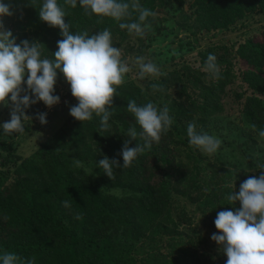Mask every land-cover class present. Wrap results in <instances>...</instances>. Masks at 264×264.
<instances>
[{"label":"trees","instance_id":"trees-1","mask_svg":"<svg viewBox=\"0 0 264 264\" xmlns=\"http://www.w3.org/2000/svg\"><path fill=\"white\" fill-rule=\"evenodd\" d=\"M166 1L190 2L193 21L187 26H192V34L233 30L248 14L264 13V0ZM156 2L163 4L162 0H139L150 11ZM42 3L7 1L13 12L9 30L17 43L39 42L41 58L54 59L62 36L58 28L40 21ZM57 3L72 34L91 36L107 28L116 48L135 34L119 24L139 22L138 12L117 21L86 14L79 0L75 8L65 0ZM149 20L150 16L142 27ZM221 49L224 54L217 56ZM209 54L217 56L219 78L202 70ZM226 54L230 52L224 45L207 47L199 54L197 67L185 62L179 69L161 70L144 88L134 81L124 82L117 87L106 131H101V117L95 113L84 122L70 116L53 137L26 157L10 149L8 140L16 132L6 134L0 127V255L15 253L34 264H226L227 257L211 240L217 231L216 215L239 209V202L229 205L226 198L232 186L238 192L249 176L258 178L264 171V137L259 135L264 130V42L249 38L240 43L234 54L246 68L239 74ZM237 78L241 84L234 83ZM57 81L65 82L59 70ZM232 87L243 126H225L235 130L225 145L234 153L207 154L190 146V122L197 133L212 135V127L216 134L223 133L218 115ZM171 89L175 96L168 94ZM130 100L138 106L153 102L158 110L167 106L173 123L130 167L114 168L110 180L98 166L99 160L106 156L123 164L121 150L124 140L130 139V127L138 135L129 147L143 144L141 129L127 112ZM39 103L25 114L30 117ZM73 159L83 166H75ZM62 201H69L70 207H63ZM189 204L193 209H188Z\"/></svg>","mask_w":264,"mask_h":264},{"label":"clouds","instance_id":"clouds-1","mask_svg":"<svg viewBox=\"0 0 264 264\" xmlns=\"http://www.w3.org/2000/svg\"><path fill=\"white\" fill-rule=\"evenodd\" d=\"M72 8L77 6V0H65ZM79 5L86 14L97 17H110L117 21L130 17L132 12H138V21L120 23L121 29L142 36L145 28L143 22L155 13L143 8L139 0L130 3L118 0H79ZM131 9V11H130ZM10 4L0 0V17L11 16ZM41 22L49 27L58 28L62 39L57 41L54 59L41 58L39 42L22 40L16 42L11 30L5 28L0 20V104L8 107L11 104L10 120L0 127L6 134L23 133L24 120H31L26 110L37 102L51 108L59 103L60 97L54 95L57 71L62 74L70 86L71 96L78 102L69 109V114L76 121L84 122L92 119L93 114L101 117V131L109 127L108 121L112 115L113 98L117 87L124 83L126 73L131 71L128 63L122 62L121 50L112 45L111 32L104 30L89 36L87 32L72 34L69 24L65 23V12L57 0H43L38 12ZM135 64L139 68L138 78L146 75L158 76L159 68L152 62L145 63L143 57H137ZM219 78V68L216 56L209 54L202 68ZM26 77V82H25ZM22 85H24L22 87ZM154 89L161 86L153 85ZM10 97V100L8 99ZM127 112L135 119V124L141 129L139 136L143 144L135 147L129 144L137 138L135 127L128 129L130 139L124 140L121 150L123 164L104 157L98 162L104 175L110 180L114 178V168H128L131 163L146 150H150L153 142H158L161 134L167 132L173 123L169 116V108H157L153 102L138 106L134 100L127 103ZM46 113H38L35 119L41 125L46 124ZM255 128V125H252ZM264 137V130L259 132ZM189 145L201 149L207 154H214L221 145V140L207 133H197L196 125L190 122L187 126ZM77 167H82V161L73 159ZM264 168V165H261ZM231 191L227 195L229 205L239 202V209L219 211L214 220L216 233L211 240L219 246L226 257V264H264V171L257 178L249 176L240 184L239 191ZM63 207H70L69 201H62ZM79 218V217H77ZM2 264H34V260L24 261L15 253L5 252L0 255Z\"/></svg>","mask_w":264,"mask_h":264},{"label":"rangeland","instance_id":"rangeland-1","mask_svg":"<svg viewBox=\"0 0 264 264\" xmlns=\"http://www.w3.org/2000/svg\"><path fill=\"white\" fill-rule=\"evenodd\" d=\"M7 1L9 0H3V3ZM162 1V5H160L161 2H156L152 11L155 15L150 16V20L145 24L150 27L145 28L144 34L142 36L131 34L117 47L121 50L122 62L126 61L131 68V71L125 74L124 82L134 81L144 88L148 80L158 77L146 75L144 79H139V68L135 64L137 57H143L145 63H154L160 71L163 70L166 73L169 69H179L180 64L185 62L190 66L197 67L201 61L199 54L207 47L218 45L228 48L230 54H226V57L234 62L235 74H239L246 68L245 64L234 54L240 43L249 38L264 42V13L248 14L242 21L236 23L233 30H214L201 34L195 31L196 34H192L194 31L192 26H187L192 25L193 21V15L190 16L193 10L190 8V2L185 1L179 4L175 1ZM8 19L10 20V16L0 17L7 29L10 28ZM241 23L244 26H241ZM116 41L118 40L115 39ZM217 54V56H221L224 54V50L221 49ZM164 66H167L168 69L164 70L162 68ZM234 81L235 84H241L240 78L234 79ZM231 90L232 92L228 91L227 96L222 100L224 110L218 115L225 128L223 133L216 134V130L211 128L212 136L221 140L217 151L223 150L227 155L234 153L233 151L230 153V149L225 146L233 138V131L235 132V130L230 132L229 129L243 127L239 105L237 102H233L232 98L235 87H232ZM53 94L60 97L59 103L48 108L43 102H40L36 111L30 116L31 120H26L23 123V133H15L14 137L8 140L11 150H15L24 157L30 155L40 144L53 137L70 117L69 109L78 103L71 96L70 86L66 82L56 80ZM168 94L171 97L175 96V91L171 89ZM8 99L10 100V97ZM10 111V103L8 107L0 104V125L10 120ZM38 113L47 114L46 124L41 125L39 120L35 119ZM227 125H229V129L225 127ZM242 140L243 138H241ZM188 209L191 210L193 207L189 204Z\"/></svg>","mask_w":264,"mask_h":264}]
</instances>
